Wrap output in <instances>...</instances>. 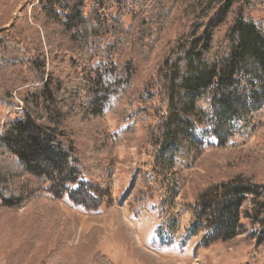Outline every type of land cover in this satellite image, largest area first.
I'll return each mask as SVG.
<instances>
[{
	"label": "trees",
	"instance_id": "16d2710c",
	"mask_svg": "<svg viewBox=\"0 0 264 264\" xmlns=\"http://www.w3.org/2000/svg\"><path fill=\"white\" fill-rule=\"evenodd\" d=\"M31 5L29 17L0 26V78L24 62L37 78L33 83L41 85L24 96L21 116L10 111L2 122L0 151L15 157L24 173L49 182L54 199L68 194L75 204L96 210L100 198L109 196L95 183L81 181L71 118L101 116L119 100L143 110L157 103L158 121L147 134L157 149L155 168L183 153L188 170L207 149L227 144L233 123L264 106V24L247 15L250 7L264 8V0H175L173 5L165 0H32ZM114 5L116 14L110 13ZM1 6L12 9L7 1ZM176 11L182 14L181 32L152 62V37ZM127 15L130 26L124 22ZM7 89H0L1 105L11 100ZM200 165L206 167L203 172L195 166L188 178L170 183L172 192L193 202L189 235L204 234V247L230 244L243 235L264 246V182L243 172L213 181L211 167L202 159ZM2 185L0 179L1 207L25 206L21 196H7ZM41 212L27 229L30 234L45 230L50 215ZM243 220L255 230L249 232ZM96 236L92 233L85 246L92 254L89 264H111L96 251Z\"/></svg>",
	"mask_w": 264,
	"mask_h": 264
},
{
	"label": "rangeland",
	"instance_id": "374dc122",
	"mask_svg": "<svg viewBox=\"0 0 264 264\" xmlns=\"http://www.w3.org/2000/svg\"><path fill=\"white\" fill-rule=\"evenodd\" d=\"M6 1L12 9L18 5L14 11L1 6L0 26L30 16L32 0H5L0 5ZM165 1L168 5L175 2ZM110 13H117L115 5ZM247 15L264 24V8L250 7ZM181 21L182 14L176 11L160 34L153 35L149 60L158 61L174 44L181 32ZM124 22L130 26L131 16L127 15ZM36 80L24 62L0 78V89L8 88L7 96L11 97L6 104H0V127L10 111L13 116L14 112L16 117L22 115L24 96L41 85L33 83ZM157 107V103L149 102L143 110L129 100H119L101 116L71 118L81 181L95 183L109 195L100 198L96 210L75 204L68 194L54 199L48 191L49 182L24 173L17 159L1 154V150L4 193L21 196L25 206L9 209L0 204V264H89L92 254L85 251V246L96 232L95 249L111 264H264V246L257 245L251 236L204 247V234L189 235L193 202L185 201L183 194L170 188L176 177L188 178L198 168L203 172L206 167L200 165L201 159L211 167L213 181L243 172L264 182V106L249 118L233 123L227 144L207 149L195 163V171V166L184 169L183 153L163 168H155L157 149L147 134L158 121ZM208 141L215 142L211 138ZM69 187L76 189L78 185ZM35 207V213L28 211ZM39 211L43 215L48 212L50 218L45 230L36 236L27 229L38 220ZM243 223L249 232L255 230L247 221Z\"/></svg>",
	"mask_w": 264,
	"mask_h": 264
}]
</instances>
